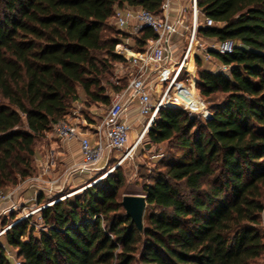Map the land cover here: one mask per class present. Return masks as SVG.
Here are the masks:
<instances>
[{"label": "trees", "instance_id": "1", "mask_svg": "<svg viewBox=\"0 0 264 264\" xmlns=\"http://www.w3.org/2000/svg\"><path fill=\"white\" fill-rule=\"evenodd\" d=\"M162 3L0 0V190L35 175L37 141L81 93L86 102H109L104 82L122 60L114 53L121 39L112 40L115 10L159 13ZM198 3L216 23L202 28L206 37L232 39L236 48L211 50L228 72L198 69L208 119L163 107L147 130L152 144L181 153L162 159L143 185V231L126 215L119 194L126 178L117 167L42 208L39 235L30 218L14 224L0 240V264H15L8 252L20 264H264V0ZM152 36L145 31L137 47Z\"/></svg>", "mask_w": 264, "mask_h": 264}, {"label": "built area", "instance_id": "2", "mask_svg": "<svg viewBox=\"0 0 264 264\" xmlns=\"http://www.w3.org/2000/svg\"><path fill=\"white\" fill-rule=\"evenodd\" d=\"M111 19L118 29L125 31L127 39L139 38L147 30L152 31L154 36L147 38L141 49L134 48L128 40H120L116 44L114 53L122 58L118 68L128 70V83L123 89L113 92L109 103L105 105L101 122L93 133L66 119L53 124L58 137L79 141L83 155L81 170L96 168L113 152L129 148L131 126L123 116L136 100L140 114L148 121L125 157L140 145L160 108L178 107L208 119L212 112L198 91L197 58L209 61L213 59L211 50L228 55L236 48V42L232 39L209 40L203 35L202 28L212 27L216 23L203 13L198 0H163L159 13L142 6L119 7ZM229 69L228 64L220 65L223 72ZM43 167L45 172L49 169L48 164ZM28 182L43 187L41 177ZM20 186L10 191L0 190V203H9L5 213L17 208L14 193L21 189ZM36 197L27 202L37 200ZM27 208L25 205L21 217L16 221L0 227V240L14 224L35 213L33 210L26 212ZM42 208L44 206L40 210ZM8 255L15 264H20L14 254L8 252Z\"/></svg>", "mask_w": 264, "mask_h": 264}, {"label": "rangeland", "instance_id": "3", "mask_svg": "<svg viewBox=\"0 0 264 264\" xmlns=\"http://www.w3.org/2000/svg\"><path fill=\"white\" fill-rule=\"evenodd\" d=\"M112 21V19H111ZM110 21V24L119 31L115 37H112V40L115 38H120L121 40L129 41L130 44L136 48L139 43L137 42L138 38H126L125 31H122L117 28ZM203 35L207 36L204 31ZM197 62V61H196ZM118 63L114 64V68H111V73L108 76V80L111 83L104 82L106 86V94L109 98L112 96L113 92L116 91V86H124L127 84L129 79V73L126 68H118ZM221 61L213 60L210 63H205L203 68H215V65ZM202 66H198L201 68ZM199 93L200 90L198 89ZM201 95V94H200ZM202 97V96H201ZM86 96L81 93L80 98L73 102L72 109L70 114L66 116V120H69L72 123L79 125L84 130H93V126H97L102 119V116L105 113L104 103H91L86 102ZM203 98V97H202ZM216 101H220L223 98L222 94H217L214 96ZM204 99V98H203ZM206 105L210 109L211 103L204 99ZM109 103V102H108ZM107 103V104H108ZM194 115V114H192ZM195 116V115H194ZM198 117V116H196ZM204 119L202 117H199ZM148 118L144 117V126L146 125ZM144 126L142 127L140 133L143 131ZM138 136L134 131V134L130 140L129 148L124 151H115L109 157H105L103 161L96 167L91 170H81L79 169L82 162L67 166L62 162V153H59V148H61L62 143L58 140V137L52 128L46 135L40 138L36 144V155L34 156V165H35V175L27 178L30 180L32 178L41 177V183L43 187H38L30 184L28 181L20 182V187L23 189L30 188L25 193V201L34 198L37 200L28 201L25 205L28 207L26 212L35 211L34 214L30 215V226L35 228V234L39 235L42 228H45L41 224V207H46L55 203L58 200L67 198L68 196H74L82 193L87 187L93 184H99L104 180L105 176L109 173H112L115 168H120V171L125 175L126 181L125 184L120 189V196L123 194H144L143 185L146 182H150L151 177L156 174L158 170H161L160 161L162 159H170L174 155L181 153L177 151V148H172L167 142L161 144H152L149 140L148 135L142 139L140 145L128 156L125 157L126 152L129 151L130 147L136 142ZM49 165V169L45 172L43 165ZM13 186L5 191H10ZM36 194V195H35ZM25 205H19L17 208L8 211L5 213L3 209L0 210V218L2 220H8L9 222L16 221L21 217L23 213V207ZM28 218V219H29ZM27 220V219H25ZM23 221V220H21ZM20 221V222H21ZM262 223L264 230V212L262 214ZM1 225V219H0ZM2 238V237H1ZM2 240V239H1ZM262 259H257L255 262H261ZM236 264V263H232Z\"/></svg>", "mask_w": 264, "mask_h": 264}, {"label": "crops", "instance_id": "4", "mask_svg": "<svg viewBox=\"0 0 264 264\" xmlns=\"http://www.w3.org/2000/svg\"><path fill=\"white\" fill-rule=\"evenodd\" d=\"M208 38V37H207ZM209 40H214L213 38H208ZM200 58V57H199ZM202 60V68L204 67V64L205 63H210L212 62L213 60H217L219 61V58L214 56L213 55V59L212 60H205L204 58H200ZM222 64V62H221ZM219 63H217L215 65V68H209L210 70L212 71H217V70H220V65ZM196 65H197V73H198V64L196 62ZM123 118L130 124L131 126V132H130V140L134 134V131L136 133V136H139L140 134V131L142 129V127L144 126V116H142L140 114V111H139V103L138 101L136 100L135 102H133L126 110ZM95 127L96 126H93V130H90L93 131L95 130ZM58 137V136H57ZM58 140L62 143V146L61 148H59V153H62V162L67 165V166H71V165H74V164H78V163H81L83 161V155H82V151H81V147H80V143L77 139H71V140H65V139H62L60 137H58ZM114 153V152H113ZM112 153V154H113ZM111 154V155H112ZM28 190H31L30 188H27V189H23L22 188L20 190H18L16 193H14V201L15 203H18L19 205H23L24 201H25V193L28 191ZM33 192V191H32ZM9 206V203L5 202V203H0V210L3 209L5 210L7 207ZM24 209V207H23ZM26 210V209H25ZM1 219V226H3V221L2 220L3 218H0Z\"/></svg>", "mask_w": 264, "mask_h": 264}, {"label": "water", "instance_id": "5", "mask_svg": "<svg viewBox=\"0 0 264 264\" xmlns=\"http://www.w3.org/2000/svg\"><path fill=\"white\" fill-rule=\"evenodd\" d=\"M146 196L144 194H124L122 205L126 215L131 218L140 231L144 229V213L146 208Z\"/></svg>", "mask_w": 264, "mask_h": 264}]
</instances>
